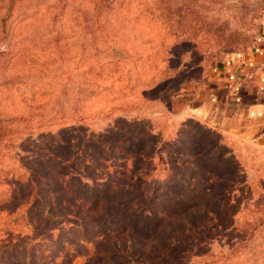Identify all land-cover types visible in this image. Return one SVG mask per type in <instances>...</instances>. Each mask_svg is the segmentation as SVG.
I'll list each match as a JSON object with an SVG mask.
<instances>
[{"label": "rangeland", "instance_id": "obj_1", "mask_svg": "<svg viewBox=\"0 0 264 264\" xmlns=\"http://www.w3.org/2000/svg\"><path fill=\"white\" fill-rule=\"evenodd\" d=\"M104 4L0 0V125L10 129L0 139V264H29L27 244L30 264H107L103 249L111 237V244L118 240L119 264H264V148L222 129L201 88L222 58L251 46L264 0ZM129 123L141 137L128 142L125 153L144 158L128 161L121 182L144 171L148 186L173 183L171 198L183 193L188 200L169 207L179 215L170 233L177 238L172 257L154 262L152 245L163 254L166 241L130 243L117 226L103 231L100 243L80 241L96 235L99 224L83 232L52 224L58 243L40 232L28 243L25 214L36 217L42 206L28 201L24 168L48 180L55 174L42 162L50 158L46 147L62 144L60 160L104 135L115 143L110 128ZM67 184L72 196L84 197L75 182ZM53 188L65 197V189ZM106 192L100 197H114ZM96 212L108 215L88 214Z\"/></svg>", "mask_w": 264, "mask_h": 264}, {"label": "trees", "instance_id": "obj_2", "mask_svg": "<svg viewBox=\"0 0 264 264\" xmlns=\"http://www.w3.org/2000/svg\"><path fill=\"white\" fill-rule=\"evenodd\" d=\"M112 1L103 0V3L107 6ZM133 125L131 123L123 126L115 124L110 128V130L116 133L118 141L115 143L109 144L107 136L104 135L103 142L94 143L93 145L83 144L75 155L71 154L70 157H64L60 160L58 154L61 151L62 144L56 141L52 145V150L46 147V154L50 158L46 161L42 160V162L47 163L52 169L51 173L55 174L48 180L44 181V176L35 174L33 169L24 168L27 174L26 183L29 187L27 193L28 201L29 203L36 202L42 206L36 217H32L30 212L25 214L24 222L29 227V230L23 238H26L28 243L36 239L35 236H37L38 232H40L38 236L41 239L58 243L60 237L55 235L56 231L54 232L49 227L52 224L59 225L60 228H65L70 224L72 228L77 227L82 232L99 224L101 226L95 231L97 232L96 235H92V238L89 237L90 239L83 238L80 241L93 242V240L97 239L100 243L106 237L103 231H116L112 227L117 226L116 228L125 229L124 232L130 235V243L133 240L132 238H135L140 243L145 242L148 245H151V242L161 244L166 241L167 246L163 254L159 248L156 249L152 245L151 248L154 250H152V256L156 254L153 257V259H156L154 262L158 261L163 255L168 259L172 257L169 250L170 245L174 243L175 239H172L174 237L170 233L175 230L173 223L177 222L176 218L179 215L172 213L169 207L184 200L185 195L180 193L175 198H171L172 193L170 191L172 190L173 183H165L163 185L159 183L156 185V182L151 181L149 182L151 184L148 186L147 179L149 175L144 171H137L135 177H131L126 182H121L119 175L128 173L126 167L128 161L143 157L142 152L139 151H134L135 153H130V155L125 153L127 143L131 140L132 142H136L141 137V134H134L137 128ZM9 132V128L7 129V127L0 125V139L5 137ZM84 148L86 150L93 149L94 151L91 153L85 151ZM113 154L114 156H112ZM55 160H58L56 165L51 163V161ZM69 166L72 167L73 171H68L67 167L69 168ZM55 167L61 169L57 174L55 173ZM44 170V167L40 166L38 168V171L43 172ZM68 182H75L78 187L76 192L82 193L84 197L76 198V196H72L73 191L68 189L70 188V185L67 184ZM52 186L55 188L60 186L62 189H65V197H57L58 191ZM44 189H48L50 192L44 194ZM138 189L141 192L139 195H135L136 193L133 191H137ZM103 191H107L108 193L106 192V194L114 193V197L106 200L105 198H101L99 194ZM84 206H88V208L84 210ZM95 210L107 211L108 215L97 214V212L96 215L93 213L95 216L88 214ZM187 220L191 223L189 217ZM195 222L198 224V221ZM43 224L44 226H42ZM201 226L202 224L200 223L197 225V227ZM139 229L142 232L139 233ZM185 229L186 225L183 227V230ZM111 240L112 237L108 238V244L103 249L105 259L108 260L106 263L119 264V260H117L120 253L118 240H115V244H111ZM175 241H177V238ZM27 245L24 249L26 251L24 258L30 264L33 257L28 254ZM39 258L42 259L43 255L41 254ZM153 259H151L152 263ZM128 264H138V261L129 259Z\"/></svg>", "mask_w": 264, "mask_h": 264}, {"label": "crops", "instance_id": "obj_3", "mask_svg": "<svg viewBox=\"0 0 264 264\" xmlns=\"http://www.w3.org/2000/svg\"><path fill=\"white\" fill-rule=\"evenodd\" d=\"M201 88L222 129L264 148V20L251 46L222 58Z\"/></svg>", "mask_w": 264, "mask_h": 264}]
</instances>
